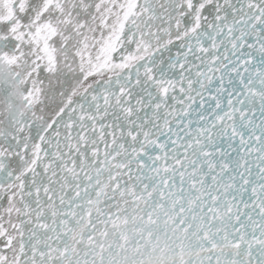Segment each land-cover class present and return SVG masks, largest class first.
Segmentation results:
<instances>
[{"label":"snow or ice","instance_id":"1","mask_svg":"<svg viewBox=\"0 0 264 264\" xmlns=\"http://www.w3.org/2000/svg\"><path fill=\"white\" fill-rule=\"evenodd\" d=\"M0 264H264V0H0Z\"/></svg>","mask_w":264,"mask_h":264}]
</instances>
